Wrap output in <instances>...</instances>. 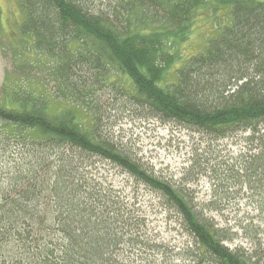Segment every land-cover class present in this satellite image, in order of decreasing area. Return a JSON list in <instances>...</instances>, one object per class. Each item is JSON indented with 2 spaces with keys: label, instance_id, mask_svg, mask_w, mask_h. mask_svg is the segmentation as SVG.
Wrapping results in <instances>:
<instances>
[{
  "label": "trees",
  "instance_id": "16d2710c",
  "mask_svg": "<svg viewBox=\"0 0 264 264\" xmlns=\"http://www.w3.org/2000/svg\"><path fill=\"white\" fill-rule=\"evenodd\" d=\"M21 4V31L32 35L58 94L25 82L30 88L19 84L0 103V154L11 151L9 158L0 156V264H132L133 256L152 250L149 209L138 185L154 192L167 217L195 240V251L186 253L196 263L264 264L261 248L248 254L230 247L234 234L207 216L219 215L224 201L251 186L258 212L250 219L264 223V0ZM201 9L209 10L218 35L168 83ZM106 84L120 93L116 105L123 98L125 109L144 118L214 142L245 134L242 142L252 148L233 166L208 158L195 164L216 174L218 201L196 203L187 187L157 176L103 134L106 109L96 94ZM17 156L20 161L12 160ZM97 160L134 179L132 194L109 184Z\"/></svg>",
  "mask_w": 264,
  "mask_h": 264
},
{
  "label": "rangeland",
  "instance_id": "374dc122",
  "mask_svg": "<svg viewBox=\"0 0 264 264\" xmlns=\"http://www.w3.org/2000/svg\"><path fill=\"white\" fill-rule=\"evenodd\" d=\"M1 33H0V103H5L13 89L18 85L22 88H30L25 82L34 84L37 82L43 92L58 94L57 83L53 81L48 69L40 63H46V59L34 52L32 35L22 33V24L25 13L21 0H0ZM228 12V11H227ZM225 14V13H224ZM190 30L188 41L180 48L184 58L175 64L166 78V82L173 81L176 71L185 66L189 58L204 51L210 39L217 36V30L213 17L207 9H201L195 16ZM43 60V61H41ZM109 81H115L111 75ZM108 81V83H109ZM107 83V84H108ZM100 85L97 96H102L106 116L103 120V134L110 133L111 139L122 148L131 152L134 158L142 162L147 168L159 177L173 181L178 186L184 185L194 194V200L199 204H209L218 201L215 190L221 184L216 180V174L212 170L204 172L195 165L202 158L210 159L211 162L228 163L233 166L234 159L247 153L252 147L244 140V133L236 134L235 137L219 141L211 140L203 134L191 129L161 121L158 118H144L131 106L125 109L121 102L115 103L121 98L119 92L109 85ZM12 89V90H11ZM110 100V101H109ZM113 108H115L113 110ZM130 108V110H128ZM112 109V110H110ZM106 126V127H105ZM109 126V127H108ZM0 131L2 125L0 123ZM214 151L212 156L208 153ZM11 151L0 156H11ZM12 158V157H11ZM4 159L0 158V163ZM12 160L20 161V158ZM96 169L109 184L115 189L132 194L137 183L130 176L123 173L119 168L104 161H96ZM201 172V173H199ZM188 180H193L188 185ZM219 185V186H218ZM139 200L148 207V238L152 250H146L143 257H132V264H199L194 257L186 253L189 249L196 248V242L183 230L176 219H169L166 211L162 210L154 192L149 188L138 185ZM245 186L242 194L232 195L228 201L221 205V213H208L216 219L220 228L230 230L234 237L230 247H241L248 254H254L260 248L261 258H264V223L259 219L251 220L257 216V203H255L253 190ZM239 192V186L233 191ZM259 199V196L256 197ZM154 205L155 210L152 209ZM251 228L243 229L241 226ZM147 242V241H146ZM144 250V249H143Z\"/></svg>",
  "mask_w": 264,
  "mask_h": 264
}]
</instances>
